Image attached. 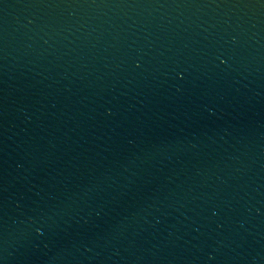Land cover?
<instances>
[{
	"label": "water",
	"instance_id": "95a60500",
	"mask_svg": "<svg viewBox=\"0 0 264 264\" xmlns=\"http://www.w3.org/2000/svg\"><path fill=\"white\" fill-rule=\"evenodd\" d=\"M0 264H264V0H0Z\"/></svg>",
	"mask_w": 264,
	"mask_h": 264
}]
</instances>
